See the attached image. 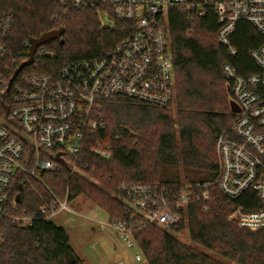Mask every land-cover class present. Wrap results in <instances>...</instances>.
<instances>
[{
  "label": "trees",
  "instance_id": "1",
  "mask_svg": "<svg viewBox=\"0 0 264 264\" xmlns=\"http://www.w3.org/2000/svg\"><path fill=\"white\" fill-rule=\"evenodd\" d=\"M0 11L12 17L7 44L19 64L27 58L25 44L31 39L63 30L61 39L45 45L44 55L23 74L55 77L64 64L105 57L124 37L118 31L101 29L94 12H78L54 0H0ZM217 30L211 11L204 17L180 9L169 12L168 35L177 92L175 115L168 108L117 97L103 109L105 130L83 148L79 173L71 174L69 167L61 166L57 173L43 172L40 181L32 180L28 185L23 177H15L1 206L0 264H82L66 231L39 214L54 197L63 200L67 194L71 203L83 196L104 210L109 223L115 224L131 221L118 192L122 184H160L176 195L182 186L195 188L215 181L216 137L232 119L222 65L230 62L240 74L257 72L249 52L262 44L251 25L239 22L231 40L237 57L231 59L217 40ZM7 99L8 95H0V117L5 114L1 105ZM97 141L110 142V161L88 155V149ZM17 194L20 202L14 205ZM238 206L251 212L259 208V203L253 193L231 200L216 187L210 189L208 201H191L180 230H188L192 246L181 243L172 230L143 225L133 235L143 262L226 264L223 259L233 264H264V229L250 231L228 221ZM24 214L33 217L31 227L15 223Z\"/></svg>",
  "mask_w": 264,
  "mask_h": 264
},
{
  "label": "built area",
  "instance_id": "2",
  "mask_svg": "<svg viewBox=\"0 0 264 264\" xmlns=\"http://www.w3.org/2000/svg\"><path fill=\"white\" fill-rule=\"evenodd\" d=\"M54 1L78 12H94L101 29L118 31L124 37L105 57L69 62L55 77L23 74L44 55L45 46H41L33 64L20 72L8 90L14 72L28 55L20 64L11 56L7 38L13 20L0 11V95H8L7 103L1 105L5 114L0 117V212L17 176L28 185L32 180L40 181L43 172L57 173L61 166L69 167L71 174L79 173L82 150L92 137L105 130L102 112L115 98L158 109L170 107L176 90L168 15L180 9L195 17L213 12L218 24L217 40L231 59L237 57L231 41L236 25H251L262 38L261 46L249 52L258 71L240 74L230 62L222 65L229 110L233 104L235 111L230 110L229 126L216 137L215 181L195 188L182 186L176 195L160 184H122L118 192L131 221L109 224L125 247L135 251L134 260L142 262L134 242L136 230L149 225L172 230L176 238L180 237L189 203L195 199L208 201L210 189L216 187L231 200L253 193L259 208L246 212L238 206L228 221L241 229H264V0ZM25 47L29 53V42ZM88 155L110 161V142L93 143ZM69 203L67 194L63 200L54 197L39 214L51 221L60 213H71ZM15 223L31 227L33 217L24 214Z\"/></svg>",
  "mask_w": 264,
  "mask_h": 264
},
{
  "label": "rangeland",
  "instance_id": "3",
  "mask_svg": "<svg viewBox=\"0 0 264 264\" xmlns=\"http://www.w3.org/2000/svg\"><path fill=\"white\" fill-rule=\"evenodd\" d=\"M228 100V99H227ZM177 92L175 99L168 108V112L176 114ZM91 182L99 186L98 182L90 179ZM71 213H60L51 221L58 227L63 228L68 237L71 248L81 259L82 264H145L134 260L135 251L129 250L119 240L116 231L109 224L107 213L97 207L92 201L81 196L68 204ZM177 239L186 245L192 246L188 230L185 228ZM196 249L207 255L212 253ZM226 264H233L220 259Z\"/></svg>",
  "mask_w": 264,
  "mask_h": 264
},
{
  "label": "water",
  "instance_id": "4",
  "mask_svg": "<svg viewBox=\"0 0 264 264\" xmlns=\"http://www.w3.org/2000/svg\"><path fill=\"white\" fill-rule=\"evenodd\" d=\"M63 35V30H54V31H51V32H48L44 35H42L41 37H39L38 39H31L29 41V53H28V60L23 62L17 69L16 71L14 72L12 78L10 79L9 81V84H8V90L11 86V84L13 83V81L15 80V78L20 74V72L27 68V67H30L33 62H34V56L36 54V51L39 47L41 46H45L53 41H57V40H60L61 37ZM230 110L233 112L235 111V107L233 104H230ZM22 191V186L20 185L19 186V192ZM20 202V194H17L16 197H15V203H19Z\"/></svg>",
  "mask_w": 264,
  "mask_h": 264
}]
</instances>
